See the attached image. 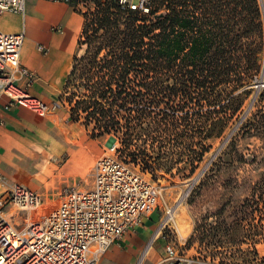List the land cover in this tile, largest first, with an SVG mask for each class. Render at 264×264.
<instances>
[{
  "label": "trees",
  "instance_id": "trees-1",
  "mask_svg": "<svg viewBox=\"0 0 264 264\" xmlns=\"http://www.w3.org/2000/svg\"><path fill=\"white\" fill-rule=\"evenodd\" d=\"M83 1L91 4L80 13L84 52L74 55L59 99L68 121L92 139L108 137L120 161L153 180L173 171L192 177L262 74L264 0H148L136 10ZM253 107L242 135L264 138V88ZM260 202L264 174L240 210L253 213Z\"/></svg>",
  "mask_w": 264,
  "mask_h": 264
},
{
  "label": "rangeland",
  "instance_id": "rangeland-1",
  "mask_svg": "<svg viewBox=\"0 0 264 264\" xmlns=\"http://www.w3.org/2000/svg\"><path fill=\"white\" fill-rule=\"evenodd\" d=\"M81 1L79 7L71 6L79 14L85 13L91 5ZM147 1L144 0L145 3ZM56 36L59 40L69 39V36L64 35V30ZM26 43L34 46L28 40ZM83 52L84 49H77L75 55L81 56ZM260 64L262 74L252 83L251 95L224 134L208 143L210 150L192 177L183 178L182 171L178 174L173 171V178L165 176L153 180L147 175L145 179L159 194V204L142 220L145 239L139 244L134 241L125 245L118 244L121 255L134 251L140 257L137 264H166L165 250L172 247L177 258L184 261L183 264H264V204L260 202V210L253 213L240 210L264 174V138L262 135L243 136L241 132L242 124L255 111L253 104L257 94L264 88V51ZM63 85L56 94L58 101L62 96ZM59 102L68 110L64 100ZM222 103L225 104L226 100ZM75 125L79 124L70 125L64 131L63 136L67 138L65 146L60 143L54 147L53 151L57 150L59 157L40 161L35 166V172L31 173L32 176L40 175L48 180L46 188L32 189L41 199V208L28 211L12 207L6 209L16 230L25 228L41 212L53 210L58 204V194L63 189H89L92 168L97 160L107 156L118 159L116 150L111 151L108 146L109 143L113 146L108 137L92 139L83 127L80 130ZM76 130H80V134ZM82 157H85L84 161ZM123 164L139 172V167ZM77 170L83 174L81 178ZM15 180L9 178L6 181L8 184ZM177 206H180L175 215L178 228L172 222H166L165 216L166 208ZM242 219L243 229L233 230L234 221ZM253 243H256L255 253L252 252ZM114 262L108 250L98 264Z\"/></svg>",
  "mask_w": 264,
  "mask_h": 264
},
{
  "label": "built area",
  "instance_id": "built-area-1",
  "mask_svg": "<svg viewBox=\"0 0 264 264\" xmlns=\"http://www.w3.org/2000/svg\"><path fill=\"white\" fill-rule=\"evenodd\" d=\"M25 1L0 0V13L23 16ZM46 1L76 7L82 4L81 0ZM119 2L129 4L130 10L142 9L145 4L144 0ZM23 42V33L0 32V112L19 108L44 116L58 104L48 107L29 94L36 77L21 66ZM147 175L131 170L117 158H101L93 165L89 189L62 190L53 210L41 212L20 230L15 229L6 209L39 210L41 199L19 185L4 189L0 192V264H98L113 244L134 233L143 218L157 208L159 194L145 179ZM169 210L166 208L165 216ZM165 251L166 264H183L172 247Z\"/></svg>",
  "mask_w": 264,
  "mask_h": 264
},
{
  "label": "crops",
  "instance_id": "crops-1",
  "mask_svg": "<svg viewBox=\"0 0 264 264\" xmlns=\"http://www.w3.org/2000/svg\"><path fill=\"white\" fill-rule=\"evenodd\" d=\"M0 21V32L24 34L20 63L36 77L35 83L28 90L29 94L48 107L58 104L55 110L44 116L19 108L0 112V192L19 185L36 193L32 189L46 188L48 180L40 175L32 176L31 173L35 172V166L40 161L59 157L58 151L53 149L60 143L65 146L67 138L63 136L64 131L74 125L68 121V110L60 104L56 94L71 69L83 20L69 5L46 0H26L23 16L2 12ZM62 30L65 36H69L67 41L65 38L59 40L56 36ZM27 40L34 43V46L27 45ZM38 47H43V51H39ZM4 102L2 99L1 103ZM75 126L82 130V126ZM80 130H76L78 134ZM81 159L84 161L85 157ZM76 172L81 178L83 174L78 170ZM9 178L16 180L7 184ZM144 239L145 230L141 225L134 233L126 235L122 242L113 244L109 254L114 258V263L137 264L140 257H137L136 252L121 255L118 244L125 245L132 241L139 244Z\"/></svg>",
  "mask_w": 264,
  "mask_h": 264
},
{
  "label": "bare ground",
  "instance_id": "bare-ground-1",
  "mask_svg": "<svg viewBox=\"0 0 264 264\" xmlns=\"http://www.w3.org/2000/svg\"><path fill=\"white\" fill-rule=\"evenodd\" d=\"M180 206H177V207H174L172 208L171 210H169V213H168V216L166 218V222L170 221L172 222L177 228H178V225H177V222H176V219H175V215H177V213L179 212L178 209H179ZM146 252V250L144 251Z\"/></svg>",
  "mask_w": 264,
  "mask_h": 264
},
{
  "label": "water",
  "instance_id": "water-1",
  "mask_svg": "<svg viewBox=\"0 0 264 264\" xmlns=\"http://www.w3.org/2000/svg\"><path fill=\"white\" fill-rule=\"evenodd\" d=\"M261 7H262V4H261ZM262 9H263V7H262ZM264 16V15H263ZM263 71H264V67H263ZM109 148H112V146H111V143H109Z\"/></svg>",
  "mask_w": 264,
  "mask_h": 264
}]
</instances>
